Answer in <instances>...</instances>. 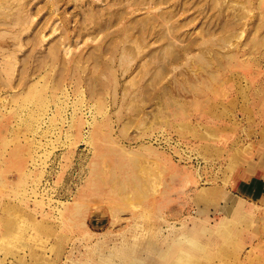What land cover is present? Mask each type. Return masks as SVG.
Listing matches in <instances>:
<instances>
[{"label": "rangeland", "instance_id": "374dc122", "mask_svg": "<svg viewBox=\"0 0 264 264\" xmlns=\"http://www.w3.org/2000/svg\"><path fill=\"white\" fill-rule=\"evenodd\" d=\"M0 18V264H174L194 230L191 264H264V196L230 192L247 163L264 178V0Z\"/></svg>", "mask_w": 264, "mask_h": 264}, {"label": "crops", "instance_id": "0c3cea01", "mask_svg": "<svg viewBox=\"0 0 264 264\" xmlns=\"http://www.w3.org/2000/svg\"><path fill=\"white\" fill-rule=\"evenodd\" d=\"M230 191L243 199V203L247 200L259 201L264 196V178L261 174H254L253 165L247 163V166L238 167L233 175Z\"/></svg>", "mask_w": 264, "mask_h": 264}, {"label": "bare ground", "instance_id": "6f19581e", "mask_svg": "<svg viewBox=\"0 0 264 264\" xmlns=\"http://www.w3.org/2000/svg\"><path fill=\"white\" fill-rule=\"evenodd\" d=\"M5 18H7V17H5ZM0 21H3V23L6 21V19H4V18H0ZM232 197V196H231ZM231 199V198H230ZM229 200V199H228ZM235 202V197L231 200V203L229 204V207H227V205H226V207L225 208H229V209H233V204L232 203H234ZM228 209V210H229ZM227 210V209H226ZM230 210V211H231ZM226 212V211H225ZM229 213V212H228ZM212 228L209 226V225H207V224H205L204 226H203V230H202V232H206V231H210ZM199 235H200V233H199V231H197V230H194V231H192V232H190V231H181V232H179L175 237H173V242H178L181 246L180 247H183L182 246V244H181V240H182V238L183 237H185V236H190V237H192L193 239H195V240H197L198 241V247L196 248V249H204L205 248V244H203L202 242H200V239H199ZM92 236V235H91ZM172 245V243H170L168 246H167V248H164L162 251H161V255H162V257L163 258H167L168 256H169V249L172 247L171 246ZM181 249V248H180ZM179 249V250H180ZM189 254H190V257H191V261L193 260V254H192V251H190L189 250ZM140 259H138L137 257H133V259H131V261H130V264H138V262H141V261H139ZM172 262V261H171Z\"/></svg>", "mask_w": 264, "mask_h": 264}, {"label": "clouds", "instance_id": "9594fccd", "mask_svg": "<svg viewBox=\"0 0 264 264\" xmlns=\"http://www.w3.org/2000/svg\"><path fill=\"white\" fill-rule=\"evenodd\" d=\"M183 247L178 251L174 264H191V257L189 250L195 249L198 247V241L193 239L190 236H185L181 240Z\"/></svg>", "mask_w": 264, "mask_h": 264}, {"label": "built area", "instance_id": "2783aa9c", "mask_svg": "<svg viewBox=\"0 0 264 264\" xmlns=\"http://www.w3.org/2000/svg\"><path fill=\"white\" fill-rule=\"evenodd\" d=\"M162 135L161 134H159L158 136H156V139H159V140H162Z\"/></svg>", "mask_w": 264, "mask_h": 264}]
</instances>
